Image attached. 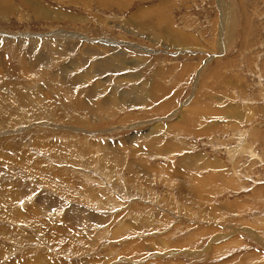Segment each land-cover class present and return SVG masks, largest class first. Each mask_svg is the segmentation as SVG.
<instances>
[{
	"label": "rangeland",
	"instance_id": "374dc122",
	"mask_svg": "<svg viewBox=\"0 0 264 264\" xmlns=\"http://www.w3.org/2000/svg\"><path fill=\"white\" fill-rule=\"evenodd\" d=\"M0 71L9 262L264 264V0H0Z\"/></svg>",
	"mask_w": 264,
	"mask_h": 264
},
{
	"label": "bare ground",
	"instance_id": "6f19581e",
	"mask_svg": "<svg viewBox=\"0 0 264 264\" xmlns=\"http://www.w3.org/2000/svg\"><path fill=\"white\" fill-rule=\"evenodd\" d=\"M35 5L37 4V3H34ZM37 6V9H36V7L34 8V9H36L37 10V12H39L40 13V15L42 16V15H44L45 16V18L47 17V16H51V13L48 11V10H46V9H44V7H39L40 5H36ZM33 9V8H32ZM147 12V11H146ZM57 14V13H56ZM64 15V14H63ZM57 16V15H56ZM60 16V15H59ZM58 16V17H59ZM65 16V15H64ZM35 17V16H34ZM57 17V18H58ZM63 17V16H62ZM41 18V17H40ZM54 18V17H53ZM47 19H49V18H47ZM129 22V21H128ZM104 42V41H103ZM112 43V42H111ZM106 44V43H105ZM117 54V53H116ZM114 55V54H113ZM122 56V58H123V53H121L120 52V54L118 53V55L117 56ZM116 56V57H117ZM112 59V58H111ZM119 61H120V63L121 64H123L124 62H123V60H121V59H119V58H117ZM124 59V58H123ZM3 60V59H2ZM99 61V60H98ZM102 61H105V60H102ZM102 61H100V62H96L97 64L98 63H102ZM4 62V61H3ZM106 62V61H105ZM114 62H116V61H112V64L114 65ZM7 63V62H6ZM76 61L75 62H70V64H69V67H71L72 69H74L75 68V66H76ZM104 63V62H103ZM102 63V64H103ZM133 63V62H132ZM135 63V62H134ZM119 64V63H118ZM120 64V66H122ZM8 65V64H7ZM6 65V66H7ZM2 66V65H1ZM123 66H125V65H123ZM131 68H133V67H131ZM124 69V68H123ZM66 70V69H65ZM127 70V69H126ZM126 70H124V71H126ZM2 71V70H1ZM0 71V72H1ZM122 71V70H121ZM128 73V72H127ZM99 75V74H98ZM108 75V74H107ZM129 75V74H128ZM139 75H141V74H139ZM138 75V76H139ZM109 76V75H108ZM135 76H137V75H135ZM131 77V76H130ZM129 76H128V78H130ZM138 78H140V77H138ZM132 79H134V80H139V79H135V77L133 76V78ZM19 80V79H18ZM127 80V79H126ZM1 82V81H0ZM121 82V81H120ZM123 82V81H122ZM130 82H131V80H130ZM136 83V82H135ZM138 83H140V82H138ZM145 83V82H144ZM4 84V86L5 87H8V86H10L11 85V82L10 83H3ZM116 84V83H115ZM101 85V84H100ZM143 85V84H142ZM99 86V85H98ZM136 86V85H135ZM117 87V86H116ZM155 87H156V85H155ZM151 88V87H150ZM48 89V88H47ZM138 89H141V88H139L138 87ZM62 90V89H61ZM153 90V89H152ZM48 91V90H47ZM56 91H58L57 89H56ZM101 91V90H100ZM136 91V90H135ZM43 91L42 90H40V91H35V92H33V93H36V95L34 96L33 94L31 95V94H28L27 96H25V95H23L22 96V98L24 99V101H25V105H23L24 106V108L26 109V107H28V108H30L33 112H31V116L32 117H34V119H36V120H41V118H43V117H45L44 116V114H46V113H44L43 111H42V108L43 107H45L46 106V104H43L42 105V101H44V100H42V99H40V100H42V101H40V100H38V95H39V93L41 94ZM48 92H50V91H48ZM149 92H150V90H149ZM32 93V92H31ZM120 93V92H119ZM11 95H12V93H11ZM50 95H52V94H50ZM89 95V94H88ZM17 96V95H16ZM123 96V95H122ZM138 96V95H137ZM136 96V97H137ZM2 97V96H1ZM35 97V98H34ZM54 97V96H53ZM110 97V96H109ZM116 97V96H115ZM65 98V97H64ZM22 99V100H23ZM63 99V98H62ZM113 99V98H112ZM117 99V98H116ZM142 99V98H141ZM3 100V99H2ZM121 100V99H120ZM51 101V100H50ZM130 102V101H129ZM1 103V102H0ZM37 103V104H36ZM44 103H46V102H44ZM2 104V103H1ZM0 104V105H1ZM49 105V104H48ZM3 106H5L4 104H3ZM1 107V106H0ZM37 107H40L41 108V110H39ZM13 108V107H12ZM27 108V109H28ZM47 108V107H46ZM73 108V107H72ZM118 108V107H117ZM44 109V108H43ZM11 110H13V109H11ZM55 110V109H54ZM29 111V110H28ZM47 111V110H46ZM71 111V110H70ZM54 112H56V111H54ZM48 113V112H47ZM63 116V115H62ZM8 117V116H7ZM64 117V116H63ZM63 117H62V119H63ZM66 117V116H65ZM77 117V116H76ZM46 118V117H45ZM44 118V119H45ZM69 118V117H68ZM75 118V117H74ZM43 119V120H44ZM56 119H58L57 117H56ZM55 119V120H56ZM124 119V118H123ZM163 119V118H162ZM13 120V119H12ZM15 120V119H14ZM26 120V119H25ZM64 120V119H63ZM75 120V119H74ZM80 120V119H79ZM84 120V119H83ZM1 122L3 121L2 119L0 120ZM58 121V120H57ZM7 122V121H6ZM81 122V121H80ZM83 122V121H82ZM19 124H21V123H19ZM19 126V125H18ZM22 126V125H21ZM37 128V127H36ZM72 128V127H71ZM178 129V128H177ZM159 130V129H158ZM152 131V130H151ZM177 131V130H176ZM55 135V134H54ZM143 136H145V135H143ZM156 136V135H155ZM134 137V136H133ZM146 138V137H145ZM152 138V137H151ZM157 138V137H156ZM159 138V137H158ZM154 139V138H153ZM160 139V138H159ZM155 140V139H154ZM161 140V139H160ZM147 141V140H146ZM153 141V140H152ZM162 141V140H161ZM70 142V141H69ZM155 142V141H154ZM153 142V143H154ZM72 143V142H71ZM147 143V142H146ZM156 143V142H155ZM161 144V143H160ZM143 145V144H142ZM152 145V144H151ZM67 146V145H66ZM105 146H106V144H105ZM150 146V145H149ZM153 146V145H152ZM159 146V145H158ZM162 146H164V145H162ZM54 147V146H53ZM68 147H70V145L68 146ZM74 147V146H73ZM146 147V146H145ZM154 147V146H153ZM169 147V146H168ZM169 151V148H167L166 146H165V148H162V150L160 151V150H158V151H160V153H163V152H168ZM74 151H76V150H74ZM155 151V150H154ZM70 152H71V150H70ZM49 153H53L52 151H50ZM57 153V152H56ZM66 154V153H65ZM75 155H76V152L75 153H72L71 155H60L59 157L57 156V155H54V156H56V157H54V158H59V160L60 161H64V160H66L67 162H72L76 157H75ZM78 155V154H77ZM83 156V155H82ZM11 159H15V156L14 155H12V158ZM78 159H81V158H78ZM187 159H189V158H187ZM16 160V159H15ZM18 160V159H17ZM24 160V159H23ZM58 160V161H59ZM82 160V159H81ZM34 161V160H33ZM201 161H203V160H201ZM21 162H22V160H21ZM26 162V161H25ZM13 163V162H12ZM15 163H17L18 164V162H15ZM199 163V162H198ZM205 164V163H204ZM200 165V164H199ZM200 166H204L203 165V163H202V165H200ZM221 166V165H220ZM19 170V169H18ZM54 172V171H53ZM51 174V173H50ZM29 175V174H28ZM5 179V178H4ZM196 179V178H195ZM10 180V179H9ZM27 180V179H26ZM4 181V180H3ZM201 181V180H200ZM6 183V182H5ZM10 185V184H9ZM15 186V185H14ZM203 192H204V190H203ZM7 194V193H6ZM5 194V195H6ZM202 194V193H201ZM204 195V194H203ZM17 196V195H16ZM170 197V196H169ZM2 198V197H1ZM6 199H4V197L2 198V199H4V200H7V197H5ZM11 198H13V197H11ZM28 198V197H27ZM202 199V198H201ZM17 201H20V199L19 198H16L15 199V197L13 198V200H12V203L14 204L15 202H17ZM33 201V200H32ZM9 202V201H8ZM23 202V201H22ZM25 202V201H24ZM49 202V201H48ZM1 203V202H0ZM6 203V202H5ZM30 203V202H29ZM7 204V203H6ZM9 204V203H8ZM29 205V204H28ZM33 205V204H32ZM44 208V207H43ZM89 210V209H88ZM38 212V211H37ZM29 213V212H28ZM2 215V214H1ZM48 216H50V215H48ZM83 216V215H82ZM89 216H91V215H89ZM64 217V216H63ZM86 217V216H85ZM58 218V217H57ZM60 218V217H59ZM52 219V218H51ZM1 221V220H0ZM82 221V220H81ZM59 222V221H58ZM98 222H100V221H98ZM102 223V222H101ZM65 224V223H64ZM59 225V224H58ZM63 225V223H61V226ZM73 227H75V226H73ZM13 228V227H12ZM42 228V227H41ZM66 228H68V227H66ZM60 230H61V228H60ZM63 230V229H62ZM61 230V231H62ZM73 230V229H72ZM60 232V231H59ZM61 233V232H60ZM68 233V232H67ZM90 233V232H89ZM6 234V233H5ZM57 235V234H56ZM62 235V234H61ZM58 236V235H57ZM66 236V235H65ZM68 236V235H67ZM63 238H64V235H63ZM62 237H61V239H63ZM9 239V238H8ZM61 239H59V240H61ZM71 239V238H70ZM66 240V237H65V239H64V241ZM9 241V240H8ZM63 241V240H62ZM81 241V240H80ZM69 242V241H68ZM16 244V243H15ZM89 245V244H88ZM87 245V246H88ZM1 246V245H0ZM20 247V246H19ZM23 247V246H22ZM7 249V248H6ZM5 248H4V250L3 251H0V253H1V255L3 254V252H4V254H5V258L8 260V261H6L5 260V264H14V263H12V262H9V255H10V253H12V249L11 250H6ZM28 251H30L28 248H26ZM31 249V248H30ZM91 249V248H90ZM83 250V249H82ZM23 251H25V250H23ZM34 253V252H33ZM32 253V254H33ZM26 255H28V254H26ZM49 254H46V255H44L45 257V262H43V261H39V264H42V262H43V264H46V261H51V260H48L50 257L48 256ZM24 256V255H23ZM19 257H20V255H19ZM25 257V256H24ZM24 257H20L21 259H22V261H17V262H20V263H22V264H26L27 263V261H29V260H27L26 261V263H25V261H23L25 258ZM27 257V256H26ZM53 258H54V256H53ZM11 261V260H10ZM31 261V260H30ZM55 260H53L52 261V263L54 262ZM64 261V260H63ZM70 262V261H69ZM68 262V263H69ZM33 264V263H32ZM35 264V263H34ZM48 264V263H47ZM56 264H61V262L59 263V261H56ZM80 264V263H79Z\"/></svg>",
	"mask_w": 264,
	"mask_h": 264
}]
</instances>
